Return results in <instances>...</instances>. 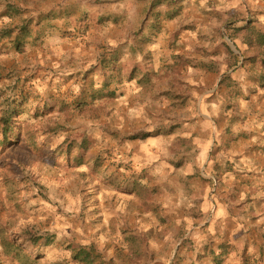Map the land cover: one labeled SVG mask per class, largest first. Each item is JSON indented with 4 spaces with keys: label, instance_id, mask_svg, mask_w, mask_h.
Instances as JSON below:
<instances>
[{
    "label": "rangeland",
    "instance_id": "374dc122",
    "mask_svg": "<svg viewBox=\"0 0 264 264\" xmlns=\"http://www.w3.org/2000/svg\"><path fill=\"white\" fill-rule=\"evenodd\" d=\"M7 1L0 89L38 115L40 147L0 149L1 230L41 264H264V0H182L161 30L142 0ZM79 95L99 115L58 109Z\"/></svg>",
    "mask_w": 264,
    "mask_h": 264
},
{
    "label": "trees",
    "instance_id": "16d2710c",
    "mask_svg": "<svg viewBox=\"0 0 264 264\" xmlns=\"http://www.w3.org/2000/svg\"><path fill=\"white\" fill-rule=\"evenodd\" d=\"M147 1L146 5V14L148 17L152 18L156 24V29L161 30L163 25L167 22L173 21L176 18L180 17L183 14L182 8V0H142ZM4 5L3 15H13L17 11V7L15 4L8 2L7 0H0V7ZM59 18L58 14L55 11H49L42 17L41 21L31 20L28 23V28L34 32L36 26H45L49 25L50 22L54 19ZM36 31V30H35ZM243 42L248 46V48L252 47H260V42L256 38H254L249 31H246L242 34ZM17 47V45H16ZM227 53L236 57L235 52L231 49V47L226 43L225 44ZM20 47L18 46V49ZM24 49V47H21ZM23 51V50H22ZM176 62L169 65L166 70L168 73H172L174 71H179L180 69L189 65L187 58L183 55L175 56ZM201 67L208 69L209 71L218 72L219 68L216 63L213 61L209 63L201 64ZM147 78H145L146 80ZM4 89H0V101L4 105V109L0 112V149L6 147L8 143L14 142L16 140L25 139L30 147L34 149H39L40 145L37 142V133L35 130L37 125L34 123V120L38 119V115H32L30 110L25 108V101L20 100V98L16 97V95H10L4 92ZM93 93V92H92ZM98 97H94L91 102L86 100L82 95L74 100V102L69 103L65 100L58 101L57 107L61 111L69 112L72 109L79 113H96L99 115L100 111H102V107L95 106L96 99ZM46 130L49 131H60L63 130V126L59 125H50L47 124ZM162 132L160 133H171L170 127H163ZM150 136H153L152 132L149 131H138L127 136L129 140H137V139H145ZM133 191H142L147 192L154 197L158 192V186L144 184L139 181H135L132 184ZM132 240L137 243V237H132ZM135 256L131 258L132 260L137 261L138 256H141L140 250H133ZM8 258L11 264H41L39 257H34L31 251H28L27 246L18 241L16 238L10 237L8 234L4 233L1 230V218H0V264H4V259Z\"/></svg>",
    "mask_w": 264,
    "mask_h": 264
}]
</instances>
